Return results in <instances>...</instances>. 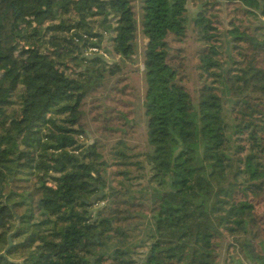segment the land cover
I'll use <instances>...</instances> for the list:
<instances>
[{
  "label": "trees",
  "instance_id": "1",
  "mask_svg": "<svg viewBox=\"0 0 264 264\" xmlns=\"http://www.w3.org/2000/svg\"><path fill=\"white\" fill-rule=\"evenodd\" d=\"M1 66L0 264H264V0H0Z\"/></svg>",
  "mask_w": 264,
  "mask_h": 264
},
{
  "label": "rangeland",
  "instance_id": "2",
  "mask_svg": "<svg viewBox=\"0 0 264 264\" xmlns=\"http://www.w3.org/2000/svg\"><path fill=\"white\" fill-rule=\"evenodd\" d=\"M189 9H190V14L195 13L198 10L197 4L194 1H191L189 3ZM235 6L234 5H229L223 8L221 11L217 12L218 16L221 19V23L218 24V28L221 30H224L229 27V22L231 20H236L235 22L238 23V20H245V17L243 14H237L235 12ZM217 9H220V7H217ZM219 20V19H218ZM249 22H245V25H248ZM185 48V74L187 76V81H185V85L188 88V90L191 92L192 95H194L195 91L199 88L201 85V82L198 80V73L195 69V65L198 62L197 58V52L198 49L200 48V44L198 41H196V34L193 32V30H189L188 32V39L187 42L183 45ZM113 57H111L110 60H112ZM5 70L3 66L0 67V71ZM125 74L130 78V85L133 88L132 90V100L141 99L142 94L144 91V70L143 66L141 63L133 65L129 64L125 68ZM91 127H95V125H91ZM139 132H142V130H139ZM136 141L142 142L144 139V134L143 133H138L136 137ZM264 204V203H263ZM262 204L263 210L264 211V205ZM222 242H227L225 239L220 242V252H223V254L226 253V248L225 246L222 247L221 249V244Z\"/></svg>",
  "mask_w": 264,
  "mask_h": 264
},
{
  "label": "water",
  "instance_id": "3",
  "mask_svg": "<svg viewBox=\"0 0 264 264\" xmlns=\"http://www.w3.org/2000/svg\"><path fill=\"white\" fill-rule=\"evenodd\" d=\"M12 246H13V242L11 240V237H9V245H8V247H7V249L5 250L4 253L7 254L8 251L12 248Z\"/></svg>",
  "mask_w": 264,
  "mask_h": 264
},
{
  "label": "built area",
  "instance_id": "4",
  "mask_svg": "<svg viewBox=\"0 0 264 264\" xmlns=\"http://www.w3.org/2000/svg\"><path fill=\"white\" fill-rule=\"evenodd\" d=\"M94 51H97V50H94Z\"/></svg>",
  "mask_w": 264,
  "mask_h": 264
}]
</instances>
